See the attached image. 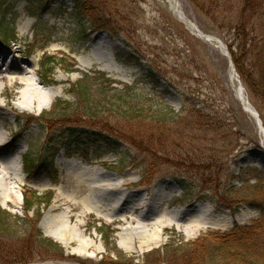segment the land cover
<instances>
[{
	"label": "rangeland",
	"instance_id": "obj_1",
	"mask_svg": "<svg viewBox=\"0 0 264 264\" xmlns=\"http://www.w3.org/2000/svg\"><path fill=\"white\" fill-rule=\"evenodd\" d=\"M240 1L179 0V4L205 34L220 37L228 46L233 33L224 24L238 14ZM98 2L111 21L107 30L94 31L93 20L81 14L77 0H0V49L14 51L8 60H14L11 64L28 66L24 76L32 79L35 88L46 93L54 91L50 100L16 109L14 103L22 87L11 88L0 79V104L6 106L0 112L7 111L0 113V133L7 137L6 144L0 142V156L9 142L21 145L19 153H8L7 163L16 164L17 169L0 171V221L12 228V236L0 232V264H194L195 258L203 256L201 249L216 250V243L208 237L210 232L231 231L264 217V208L242 199L251 196H238L235 191L245 187L242 180L248 178L249 184L255 183L254 173L248 169L256 167L264 177V168L257 166L264 165V131L238 99L227 57L185 27L167 0ZM26 23L29 27L22 29ZM5 31L14 34L15 40H6ZM100 32L106 34L107 45L103 43V48L109 61L89 64L94 37ZM50 56L57 61L56 67L51 66L52 74L44 64ZM69 68L77 71L70 72ZM15 70L6 71L5 75L13 77ZM156 71H161V75ZM83 73L92 76L86 83L93 86L94 92L100 86L110 91L116 87L113 92L135 88L141 104L161 101L166 110L169 106L176 113H209L223 126L224 133L208 131L194 122V128L202 130L200 133L192 131L187 139L176 143L172 141L175 134L168 127L162 143L154 145L147 140V147L144 139L155 136L150 133V126L156 130L159 125L156 116H151L144 121L150 125L147 133L133 135L136 143L146 149L124 141L121 131L130 128L125 129L122 120L109 114L93 118L85 115L84 106L72 91V84L83 79ZM3 118L9 122L7 128L2 127ZM262 123L264 128L263 119ZM145 127L140 124L137 131ZM224 134L235 139L236 148L228 152L224 149L220 159L206 163L183 160L194 141L199 145L196 148L205 152L220 151ZM203 136L207 141L202 140ZM25 160L30 164L25 165ZM72 165H80L82 173L86 172L85 176L94 183L96 176L92 174L96 172L104 174L105 180H132V185L122 187V191L145 194L139 202L149 206L153 190L168 183L171 189L166 198L172 205L168 209L165 206L167 214H163L170 216L196 207L199 211L183 217L182 223L199 217L207 219L205 225L194 233L177 224L162 230L138 228L135 223L127 225L122 221V211L109 209L118 203L123 192L97 195L102 200L110 198L105 204L107 210L101 204V212L92 206L72 211L61 200L71 189L63 180ZM26 189L49 195V204L26 213ZM5 193L13 195L9 201ZM142 210L146 211L141 208L133 217L137 218ZM38 214L42 215L36 226ZM109 229L114 233L106 240ZM39 232L57 242L62 252H52L41 244L36 236ZM139 234L140 240L146 242L149 238L151 243H145L141 251L140 243L127 248L125 241ZM215 257L217 260L219 256ZM206 260L204 264L212 262Z\"/></svg>",
	"mask_w": 264,
	"mask_h": 264
},
{
	"label": "trees",
	"instance_id": "obj_2",
	"mask_svg": "<svg viewBox=\"0 0 264 264\" xmlns=\"http://www.w3.org/2000/svg\"><path fill=\"white\" fill-rule=\"evenodd\" d=\"M78 9L81 10V14L84 16H89L94 22V31L107 30L111 21L106 16L104 7L100 5L99 0H77ZM105 13V14H104ZM238 14L231 16L225 22V27L228 28L231 33H233L232 42L228 44L231 54L233 56L235 67L247 88L249 95L251 96L252 103L259 110L262 119L264 120V0H241L237 11ZM6 40H15L14 34H8L7 31L4 32ZM54 62L57 63L56 57H48L47 62L44 64L48 67L49 74H52L53 68L56 67ZM55 63V64H56ZM52 65L53 68L51 67ZM70 72L77 71L69 68ZM150 73L153 71L150 70ZM157 75H161V71H156ZM84 74V78L72 84V91L78 96L80 104L83 105L85 110V115L91 118L95 116H101L107 114L112 118L120 119L124 122V128H130L129 131H121V138L126 141L138 145L141 148L148 147V144L152 142L154 145H158L164 141L163 132L168 131V127L173 131L172 141L180 143L184 139H187L193 132L200 133L202 130L195 129L193 123H199L201 126L206 127L208 131L220 132L222 134L223 126L216 121V117H213L209 113L202 114L199 110L198 112L189 110L180 113L174 112L171 107L165 109L166 105L164 102L159 101L161 104L156 103H144L141 104L140 96L138 97L135 92V88L130 90V87H124L116 92V87L112 90H107L106 87L100 86L95 92L92 87L86 83V81L91 80L92 76L90 74ZM156 76V74H155ZM51 82V81H49ZM106 94H111V96H106ZM95 97H100L94 99ZM113 98V99H112ZM138 99V100H137ZM95 105V106H94ZM171 109V110H170ZM197 113L196 116L194 113ZM156 116L158 121V126L156 130L150 125L144 124L146 117ZM33 122V121H30ZM140 124L145 127L143 130L137 131L140 128ZM134 126H139L135 129ZM150 126V133L155 135L154 137H147L148 140L146 146L141 143H136V138L133 135L135 133H147ZM123 129V128H122ZM121 129V130H122ZM224 133V132H223ZM132 134V135H131ZM139 135V134H137ZM143 135V134H142ZM132 136V137H131ZM140 136V135H139ZM134 137V138H133ZM229 135L223 136L224 142L220 151H212L211 153L205 152L202 149L196 148L199 146L196 141L192 142V147L183 155V160L191 163L193 162H212L220 159L219 154H223L224 149L233 150L236 146L233 144L235 139H230ZM203 141H207L206 136H203ZM220 142V141H219ZM215 142L212 143V146ZM26 164H30L28 160H25ZM249 172L254 173L253 178L255 183L249 184L248 178L242 180L246 183L245 187L239 190H235L238 196H251V199L242 198L250 203L258 205L264 208V177H262V172L255 169H248ZM24 205L26 213L30 211L35 212L37 208L43 204H49L51 198L49 195L40 196L34 190H24ZM1 215V213H0ZM42 214H38L37 219L34 224L37 226ZM1 217V216H0ZM1 220V218H0ZM0 221V232L5 231L7 234L12 236V228L6 227L4 223ZM35 226V227H36ZM113 230L110 231L106 236V240L109 236H112ZM210 239L215 243V249L209 251V249H201L202 254L199 258L194 259V264H204L206 258L210 259L212 262L210 264H264V217L254 221L247 226H242L237 229L226 231V232H210L208 234ZM36 236L39 237L41 244L47 247V249L52 250V252H62L61 246L54 242L52 238L43 236L41 232L37 233ZM214 252H216L214 254ZM216 256H219L217 260H214ZM119 259V256H118ZM204 259V260H202ZM117 260V259H116ZM112 263L116 261H110ZM116 264V263H115Z\"/></svg>",
	"mask_w": 264,
	"mask_h": 264
},
{
	"label": "bare ground",
	"instance_id": "obj_3",
	"mask_svg": "<svg viewBox=\"0 0 264 264\" xmlns=\"http://www.w3.org/2000/svg\"><path fill=\"white\" fill-rule=\"evenodd\" d=\"M167 1L169 3V6L172 12L177 17H180L182 18L183 21H185V17L183 18L176 13L177 1L176 0H167ZM175 3H176V6H175ZM181 9H182L181 5L179 4L177 6V10L180 12ZM29 25L30 24L26 23L25 26L22 27V29L29 27ZM105 36L106 34L102 32L95 35L94 37L95 43L93 44V48L90 50L91 52L90 56H92L91 57L92 59L89 61L90 62L89 64H91V62H101V61L108 62L109 61L108 53L105 52L103 48L105 44L107 45ZM208 36H210V38H213L211 37V35H208ZM13 53L14 51L6 52L3 49H0V79L3 81H7L8 86H10L11 88L17 89V87L19 86L22 87V90L19 92V95L17 97L18 100L14 103V108L16 109L31 108L34 106V104H39V102L43 100L52 99L54 97L53 90L49 91L48 93L42 92L33 86L34 83L31 78L24 76L28 72V66H25V64L22 65L19 63L11 64V62H13L14 60L8 61L11 55H14ZM108 66H110V64ZM12 69L13 70L16 69L15 70V72L17 73V74L15 73L16 75H14L13 77H9L8 75H5L6 71L12 70ZM231 78H232V75H231ZM1 94H2V88L0 86V96ZM4 108H6V106H3L2 104H0V110H4ZM6 112L7 111H2L0 113L4 114ZM8 124L9 122L3 118L2 127L7 128ZM5 139H7V137L2 135V133H0V142L1 143L3 142V144H6V142H4ZM20 149H21V145L14 144L13 142H9V144H7V146L5 147L4 153L0 156L1 157L0 158V171L5 169L6 171L10 172V169L11 171H15L17 169L16 164L11 163V162L7 163V160L10 156V154L8 153L9 151L19 153ZM257 166H262V168H264V165L262 164H257ZM78 171L80 173L79 175H77ZM82 172L84 171L82 170V167H80V165H72L70 166V169L68 172L69 174H66L63 180L65 182H68L71 189L69 193L65 195V197H63L61 200H63L64 204H67L72 211H76V210L80 211V209H82V206H85V207L92 206L94 209L99 210L101 212V210L99 209V206L101 204H103L102 209L107 210V208L105 207V204L107 200L110 198H107V200L105 199L106 200L105 201V200L98 198L97 195H99L100 193H104L108 195H115L118 192H123L121 189L122 187L128 188L133 183L132 180L130 179L128 180L120 179L119 180V179H114V178H108L109 180H105L103 179L105 175L102 173L101 174L97 173V172L92 174L96 176V182L94 183V180L92 182L90 176H85L86 172L85 173H82ZM68 179H71L72 182L68 181ZM170 189H171V186L168 183L166 185L160 184L159 187H156L152 193L153 202L150 203V206L149 204H146V205L144 203L141 204L140 203L141 201L139 202L140 199L144 200V198L142 197L145 196V194L140 193V192L139 193L123 192V196L118 200V203L117 204L114 203L109 209L122 211L123 216L125 215L122 221H125V224L130 225V224L135 223L139 225L138 228L142 227V229L153 227L154 229L160 228L162 230L166 228L167 226H169V224L171 226L173 224H177L181 228L185 227V229H187L189 233H194V230H197V229L201 230V227L205 225V222L207 219H202L198 217V218L189 220L188 223L187 222L182 223L183 217H187L193 214L194 212H196L197 210L199 211V209H197L196 207H194L193 209L191 208L189 210H185L182 213L174 212L170 216H165L163 214V212L167 214L166 213L167 210L165 209V206H167V209H168L172 205V202H169V200H167L166 198L168 196V190ZM88 193H91V194L88 195ZM76 194H84L85 197L82 199L80 198L77 199ZM4 195L8 201L13 196L10 193H5ZM135 201H137V203H135ZM141 208H145L146 211L142 210V212L139 215H137V218L133 217V215L136 212L140 211ZM155 208L159 209L160 214H158ZM161 210H162V213H161ZM125 229L128 230L129 229L128 226ZM52 236L55 239L57 238L59 240L58 236H54V235ZM141 237H140V234L138 235V237H136V235L131 236V239H129L128 241L129 243L125 241L127 248L129 245L137 246L140 243L139 251H141L143 246L151 243L149 238H148L149 241L145 242L143 239L141 240L139 239ZM116 264H120V263H116Z\"/></svg>",
	"mask_w": 264,
	"mask_h": 264
},
{
	"label": "water",
	"instance_id": "obj_4",
	"mask_svg": "<svg viewBox=\"0 0 264 264\" xmlns=\"http://www.w3.org/2000/svg\"><path fill=\"white\" fill-rule=\"evenodd\" d=\"M177 1V6L179 5L178 0ZM176 6V3H175ZM177 6H176V13L181 16V17H185V21L182 20V18L179 17V19L181 20V22H183L184 24H186L187 28L194 34L197 35L198 37H201L202 39H204L205 41H209L212 44L214 43L217 47L219 46L223 52V54H225L227 57H229L230 60V67L232 68V85L236 90V95L238 97V99L241 100V102L244 105V109H246L247 111H249V113L251 115H253L255 117V119H257L258 125L260 127L261 130L264 131L263 128V123L262 120L259 118V112L257 109H255V107L250 103L249 99L247 98L246 94H245V88L242 85L241 79L237 73L236 67L234 66V62H233V57L231 56V53L229 51V48L224 44V42L217 36H211L213 38H210V36L205 35L198 26H196V24H194L185 14H183V11L180 10V12L177 10ZM190 24V25H189ZM231 78V77H230ZM237 81V86H236V82Z\"/></svg>",
	"mask_w": 264,
	"mask_h": 264
}]
</instances>
